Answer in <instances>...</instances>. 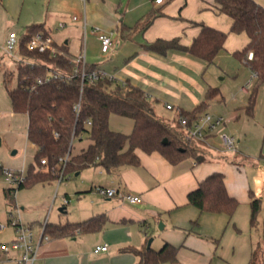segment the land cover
Here are the masks:
<instances>
[{
  "label": "crops",
  "instance_id": "obj_1",
  "mask_svg": "<svg viewBox=\"0 0 264 264\" xmlns=\"http://www.w3.org/2000/svg\"><path fill=\"white\" fill-rule=\"evenodd\" d=\"M25 1L0 0V60L5 53L8 34L12 31L18 33L17 28L20 29V24L15 21H20ZM80 1L82 12L74 15L77 20H73L74 16L62 17L67 7L79 8ZM254 1L264 7V0ZM51 2L48 0L43 9L45 0L36 2L41 12L30 17L28 23L32 24L25 26L24 33L32 25H42L57 45L67 47L68 53L69 45L79 42L77 53H69L70 56L85 52L87 64L114 76L118 82L127 81L143 89L160 117V111L168 110L167 105L173 106L168 111H172L174 118L180 110L192 111L206 101L210 88H219V95L206 103L203 114L228 120L226 131L236 138L237 149L227 152L215 134L208 135L202 142L203 154L196 161L188 159L177 165L170 164L159 153L146 154L137 150L140 158L138 167L114 169L116 173L107 172L104 182L76 188L77 208L69 214L64 206L61 212L65 216L53 222L48 216L43 221L52 193L44 195V188L39 187L30 191L19 190L18 196L17 191L14 196L16 208L20 203L33 210L35 207L29 201L30 196L34 198L36 208L41 209L38 218H34L36 214H25L27 225L37 234L47 222L65 225L99 216L107 221L105 227L97 232L66 238L51 237L44 241L35 264H139L140 252L149 248L158 251L166 243L177 248L176 264H250L253 251L261 249L264 252V85L259 88L252 113H248L246 106L257 77L232 56L233 52L242 50L249 43L248 35L231 32L232 20L218 10L216 0H164L160 4L154 0H89L85 5L82 0H71L66 6L51 5ZM151 13H155L156 18L147 28H141L140 23ZM61 21L65 24L63 29L68 30L58 43L53 29L57 27L59 31ZM203 24L228 33L224 49L210 65L183 51L172 50L163 55L147 48L158 39H178L181 45L191 46ZM93 27L112 34L114 45L109 54L88 51V42L100 49L99 41L89 32ZM209 73L210 77L207 76ZM214 75H222V79L245 78V85L237 90L242 99L238 100L237 95L233 99L237 105L241 104L238 109L231 111L227 107V99L220 87L214 86ZM2 86L3 75L0 72V118H9L19 129H28V117L25 122L13 111L9 94ZM216 100L225 108H214L210 103ZM216 143L219 147H215ZM31 146L34 157L37 148L33 144ZM3 148L0 138V159H3ZM29 164L24 161L22 166L6 168L26 173ZM214 172L224 174L228 193L239 202L232 217L223 213L200 212L188 204V194ZM97 186L115 189L118 195L103 197V200L93 193ZM250 192L263 201L256 227L250 223ZM129 193L140 195L142 203H127L123 197ZM65 196L69 197L68 193ZM25 208L21 207V210L25 212ZM158 226H161L159 230ZM11 228L9 239L0 243H10L15 239V228ZM6 229L7 226L1 233ZM103 245L108 246L107 251H94ZM18 258L19 253L0 254V262L18 264Z\"/></svg>",
  "mask_w": 264,
  "mask_h": 264
},
{
  "label": "trees",
  "instance_id": "obj_2",
  "mask_svg": "<svg viewBox=\"0 0 264 264\" xmlns=\"http://www.w3.org/2000/svg\"><path fill=\"white\" fill-rule=\"evenodd\" d=\"M218 10L232 20L231 32L246 33L249 43L233 52V57L248 67L257 77L246 110L252 113L259 88L264 85V7L254 0H216ZM156 18L149 14L140 23L147 28ZM200 34L191 46H183L178 39H158L147 48L159 54L169 51H183L205 62L214 63L224 49L228 33L201 25ZM49 35L42 25H32L20 35L18 54L22 61L16 71L0 66L3 83L9 94L12 109L17 114L28 117L27 138L36 146L34 161L26 170L24 182L17 188L4 190L9 206H14V191L32 188L37 184L58 181L62 172L64 178L92 166H100L108 172L122 167H138L140 158L136 151L146 154L159 153L167 162L177 165L185 160H197L203 154V141L193 138L188 130L203 114L206 103L219 95V88H210L206 101L192 111L180 110L177 123H169L153 109L147 93L140 87L124 81H110L100 78L94 84L87 78L97 71L93 64H86V77L81 70L75 74L77 66L70 62L67 47L57 45L55 56L49 51H31L27 43L32 35ZM55 74L60 75L53 78ZM16 77V87L11 88ZM38 80L43 81L39 84ZM79 105V111L75 109ZM117 114L130 118L133 129L130 134L114 131L109 126V118ZM186 119L183 127L179 118ZM90 122V124H89ZM87 139L86 147L73 153L75 141ZM68 156L65 164L61 161ZM45 160L46 164H42ZM188 204L200 212L223 213L232 217L239 202L230 196L221 172L208 175L197 189L188 196ZM252 227L258 224L262 200L250 192ZM105 217H95L85 222L65 225L46 223L44 233L50 238H66L77 234H87L102 230ZM264 238V223H263ZM139 264H176L177 248L166 243L160 250L152 248L140 252ZM264 252L255 250L250 264H263Z\"/></svg>",
  "mask_w": 264,
  "mask_h": 264
},
{
  "label": "rangeland",
  "instance_id": "obj_3",
  "mask_svg": "<svg viewBox=\"0 0 264 264\" xmlns=\"http://www.w3.org/2000/svg\"><path fill=\"white\" fill-rule=\"evenodd\" d=\"M37 1L39 0H26L25 4L23 6L22 10V17L20 21L16 20V24H20V29L17 28L18 33L20 35L24 34L25 26L31 25L32 23H28L30 20V17L32 15H35L36 13H40L41 7H39V4L37 6ZM51 5L56 4L61 6H66L68 2L71 0H51ZM48 4V0H45V6L42 7L45 8ZM81 5V6H80ZM82 4L81 1L79 2V8H71L67 7L64 11L65 15L62 16L63 18L70 16L71 18L75 15V13H81ZM69 17V18H70ZM67 21V20H66ZM62 23L64 21H61ZM57 27H54L53 29V36L55 40L60 43L63 36L67 34L68 28L65 30L63 28H60V30H56ZM58 31V32H57ZM79 42L75 45H69V53L75 54L78 51ZM92 50H95L96 53L100 51V49H97V47H92V44L88 42V51L91 52ZM234 58V57H233ZM22 57L20 59H12L9 56H7L5 53L3 55V58L0 60V66L8 68L12 71H16L18 63L21 61ZM210 77V73L207 75ZM222 75H214V82H216V85L220 87L222 95L225 96L228 103V108L233 111L234 109H238L239 106L237 103L233 102L234 95H237L238 89L241 86L245 85V78L239 76L235 79L228 78V79H222ZM17 80L16 77L13 78L12 83L10 84L11 88L16 87ZM2 88L5 89V86H2ZM2 95V94H1ZM238 100H241L242 97L240 95H237ZM220 98V97H219ZM216 100L215 102L210 103L214 108L222 107L225 108L223 103L218 104ZM213 109H211V112ZM161 112V118L165 119L166 121L170 123H177V118H174V114L171 113L172 111H168L164 108ZM21 119L25 122H27V115L26 114H19ZM25 126V125H24ZM109 126L110 128L114 130H118L121 133L124 134H130L133 129V121L130 118L120 116L117 114H112L109 118ZM27 127L24 129L21 127L20 129L15 126L9 118H0V138L2 139V142L4 144V148L2 149L3 155L1 156L3 159H0V165L4 167H9L13 165H20L22 166L24 161L25 163L29 164V162L34 161L33 153H32V143L28 141L27 138ZM88 140L84 139L82 141L76 140L75 141V148L73 149V153L78 152L81 148L86 147L88 144ZM215 147H219L216 143ZM16 152V154H14ZM108 171L100 166H94L88 169H85L82 173H73L72 175L68 176L65 180L59 182V181H53L52 183H46V184H37L32 188H27V191H30L31 189H35L36 187H39V189H42L43 194L48 196V193H52V196L46 205V212L44 214L43 221L45 220L46 216L51 219V221H55L58 219H61L65 216L61 211L62 208L65 206L67 213L70 214L71 211H74L77 208V205L79 203V200L77 199V194L75 193L76 190L81 186H90L92 183H99L104 182V178L108 176ZM112 174L116 173L115 170L110 171ZM9 184L5 181L4 177L0 174V224H4L7 226V229L1 233L0 231V242H4L5 240L9 239L11 235V223L9 222L10 219V213H13L15 216V219L21 220L22 223L27 224L26 216L28 215L36 214L34 218H38V216L41 213V209L36 208V205H34V198L29 196V201L33 203V207H35L33 210L29 209L28 206H25L24 204L20 205L18 203L17 208L15 206H9L7 203V200L5 198L3 189L7 188ZM77 188V189H76ZM58 192V194H57ZM72 192V193H71ZM21 193V191H18L17 196ZM24 195H27L26 192H23ZM68 193V196H65V194ZM92 193V192H91ZM93 193H96L100 196L101 199L104 196L100 195L93 189ZM57 195V197L55 196ZM22 195V194H21ZM20 195V197H21ZM90 195V193L88 194ZM26 197V196H25ZM21 199V198H20ZM63 199V202H61ZM15 200V198H14ZM21 207H26L25 212L21 210ZM14 228V227H13ZM157 230H159V226L157 227ZM152 237V236H151ZM159 250V249H158ZM0 264H15L13 261H3L0 262ZM257 264V263H256Z\"/></svg>",
  "mask_w": 264,
  "mask_h": 264
},
{
  "label": "built area",
  "instance_id": "obj_4",
  "mask_svg": "<svg viewBox=\"0 0 264 264\" xmlns=\"http://www.w3.org/2000/svg\"><path fill=\"white\" fill-rule=\"evenodd\" d=\"M82 1L85 5L89 0H82ZM154 1L155 3L158 4L164 2V0H154ZM77 18H78L77 16H74L73 20H77ZM64 26H65L64 23L60 24V28H63ZM85 31H86V25H85ZM89 32L93 36H95L96 39L99 41L101 53L103 55L109 54L114 45L112 34L104 32L99 27H93ZM19 38L20 36L18 35V33L14 31L10 32L7 36L5 43V54L12 59L21 58L18 54V48L20 44ZM27 47L31 51H39V52L49 51L53 56H55L60 52L53 38L50 35H44L42 33L32 35L27 43ZM69 60L71 63L77 66V69H75V74L78 73L79 70H81L82 77L85 78L86 73L84 68L87 64L85 52H82L76 57L70 56ZM59 76L60 75L55 74L53 78H58ZM87 78L93 84L97 82L100 78H108L110 81H117L114 76L108 75L105 72L99 70L94 71ZM38 82L39 84L43 83V81L41 80H38ZM75 109L79 111V105L76 106ZM167 109L172 110L173 106L167 105ZM179 121L183 127H186L187 125L186 119L180 117ZM227 123L228 120L225 117L213 116L211 114H203L199 117L198 121L194 123L193 128L188 130V132L193 138L198 139L200 141H205L208 135L215 134L220 140V143L225 151L234 152L237 149L236 138L232 134L226 131ZM67 160H68V156L62 159L61 161L63 162V164H65ZM42 164H46V161L43 160ZM0 174L4 177L5 181L9 184V187L11 188H17L21 183L24 182L25 179V173L23 171H14L2 165H0ZM63 180H65V178L62 168V172L58 181L61 182ZM94 189L97 193H99L104 197L112 198L118 195V191H116L115 189L104 188L101 186H97ZM16 192L17 190L13 192L14 196ZM123 198L127 203L131 205H138L142 203V197L138 194L129 193L124 195ZM9 222L15 228L16 237L10 243H0V254L8 255L13 252L19 253V258L17 259L18 264H35L36 260L38 259V251L41 244L44 241H48L50 239V236L44 233L46 224L41 229L40 233L37 234L31 226L22 223L21 220L15 219L13 213H10ZM5 228H6L5 225L0 224V231L4 230ZM107 249L108 246L103 245L96 247L94 251L96 253H99L102 251H107Z\"/></svg>",
  "mask_w": 264,
  "mask_h": 264
},
{
  "label": "water",
  "instance_id": "obj_5",
  "mask_svg": "<svg viewBox=\"0 0 264 264\" xmlns=\"http://www.w3.org/2000/svg\"><path fill=\"white\" fill-rule=\"evenodd\" d=\"M160 227H161V226H159V228H160ZM151 241H152V240L149 241V245H150Z\"/></svg>",
  "mask_w": 264,
  "mask_h": 264
}]
</instances>
